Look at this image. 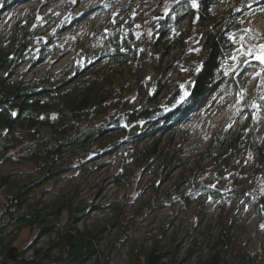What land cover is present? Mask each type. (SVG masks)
<instances>
[{"label": "trees", "instance_id": "1", "mask_svg": "<svg viewBox=\"0 0 264 264\" xmlns=\"http://www.w3.org/2000/svg\"><path fill=\"white\" fill-rule=\"evenodd\" d=\"M220 1L178 2L174 14L161 20L152 35L142 40L141 50L140 42L131 41L130 36L110 37L105 40V51L97 56L102 64L70 67L60 78L26 77V70H19L26 60L29 68L41 64L48 50L43 44L47 40L34 56L27 58L35 34L28 24L16 21L10 35L0 37V162L30 165L36 174L21 185L9 181L8 174L1 176L5 189L0 212V217L4 215L0 220V264H108L114 240L118 247H126L125 264H264V253L251 251L248 239H236V229L244 232V228L235 225L233 215L226 217L223 210L218 215L217 230L205 234L207 241L203 245L194 232L186 230L180 238L191 243L181 251L178 244H173L177 238L164 231L145 241L150 245L129 235L133 218L140 211L126 215L119 205H112L115 218L109 226H87L92 205L78 202L76 186L42 206L29 202L34 188L61 178V174L79 168L91 157L124 152L120 169L113 175L117 184H129L136 172L139 175L154 167L162 155L164 137H176L210 91L226 78L224 68L233 46L229 38L233 25L246 14L264 16L262 0H236L235 5L218 12ZM0 2L1 16L19 0ZM192 2L198 4L196 9ZM182 16L188 19L200 49L199 62L180 88L175 80H168L162 63L171 52L182 53L189 44L187 35L171 30V23L178 26ZM172 70L181 71L180 67ZM228 84L236 86L237 81L231 77ZM134 90L139 92L138 98L128 100L126 97ZM250 109L251 105L246 109L249 118L243 126L225 133L221 139L219 134L212 137L200 156V162L206 160L205 168L194 169L184 181L189 189L173 184L159 191L158 185L168 180L173 160L164 155L155 165L159 181L148 201L140 203L139 210H148L157 200L176 202L186 209L198 204L201 197L224 196L227 191L194 185L193 178L200 170L208 168L220 177L234 173L235 178H243L245 173L254 171L253 167L264 173V138L257 137ZM251 158L258 163L248 162ZM241 190L250 197L255 211L263 215L264 191L256 187ZM203 220V216L197 218L190 229L201 227ZM20 229L33 233L29 255L24 249L10 252L14 240L10 235ZM104 231L106 237H102ZM113 231L117 236L110 241L108 236ZM163 235L168 240L166 245L160 243ZM42 236H47V242L39 245Z\"/></svg>", "mask_w": 264, "mask_h": 264}, {"label": "rangeland", "instance_id": "2", "mask_svg": "<svg viewBox=\"0 0 264 264\" xmlns=\"http://www.w3.org/2000/svg\"><path fill=\"white\" fill-rule=\"evenodd\" d=\"M182 1L184 2V0H19L16 6L3 11L0 16V37L10 35L16 21L22 25L28 24L30 31H35V34L31 42L33 47L28 51L27 58L34 56L39 45L47 40L48 42L43 44L48 50L41 64L29 68L30 62L26 60L19 70H26V77L60 78L70 67L102 64V60L99 61L97 56L105 51V40L110 37L121 39L130 36L131 41L140 42L138 50H141L142 40L152 35L161 20L170 18L178 2ZM235 1L221 0L217 8L218 12L235 5ZM262 2L264 3V0ZM241 4L242 2L238 3V9ZM191 5L195 9L198 6L196 2H192ZM1 6L0 2V8ZM240 19L229 33L233 46L227 53L224 68L226 78L210 91L176 137H164L162 155L150 171L140 172L139 175L136 172L129 184H117L113 175L120 169L124 152L106 157H91L84 159L79 168H72L61 174V178L49 180L34 188L29 194V202L42 206L54 200L62 191L76 186L78 202L82 205L88 203L92 205L88 212L87 226L96 228L109 226L115 218L112 205H119L126 215H135L134 212L140 211L133 218L132 231L129 235L145 243L146 240L152 239V235L164 231L167 236L172 235L177 238L173 244H178L181 251L187 249L191 243L190 240L180 238L186 230L194 232L198 243L203 245L207 241L205 234L217 230L218 215L223 210L226 217L228 214L230 217L233 215L235 225L239 224L244 228V232L236 229V239L239 241L248 239L247 247L251 251L256 249L264 253V214H258L250 203V197L241 193V188L247 190L249 187L264 191V173L256 171L258 167H253L254 171L245 173L243 178L240 176L235 178L234 173L220 177L208 168L200 170L193 178L195 186L216 188L227 191L226 194L201 197L198 204H192L186 209L176 202L157 200L148 206V210H139L140 203L148 201V197L152 196L154 185L159 181L155 165H159L164 155L167 158L172 157L173 160L168 168L170 169L167 173L168 180L158 185L159 191L168 189L173 184H180L181 189L184 187L189 189L188 183L184 181L192 175L194 169H202L203 166L205 168L206 160L200 162V156L211 143L212 137L219 134L221 139L225 133H231L243 126L249 118L246 109L250 105L257 137L264 138V111H262L264 109V16L246 14L240 16ZM180 20L178 26L171 23V30L187 35L185 40L189 44L184 52L175 50L163 58L162 66L168 80H175L182 88L187 75L192 72L191 68L199 62L197 57L200 48L194 30L189 27L188 19L182 16ZM173 67H180L181 71L174 72ZM231 77L236 79V86L228 84ZM138 95L139 92L134 90L126 98L134 101ZM248 162L258 163L252 158ZM166 172L165 170L163 175ZM4 174H8L10 176L8 180L15 181L18 185L28 182L36 175L30 165L0 162V212L4 201L5 186L1 185V176ZM3 216L2 214L0 217L1 221ZM201 216L204 217L201 227L191 230V226ZM248 235L249 237L246 238ZM10 236L14 239L11 248L17 249L19 253L24 249L26 255H29L33 233L20 229L17 232L12 231ZM116 236V232L113 231L108 238L113 241ZM102 237H106V231L102 233ZM164 237L163 235L160 239L162 245H166L168 241ZM106 240L107 238H104L102 241ZM46 242L47 236L38 239L39 245ZM111 243L115 244V247L108 264H125L126 247H118L115 240ZM145 244L150 245V243ZM52 253L56 254L57 251Z\"/></svg>", "mask_w": 264, "mask_h": 264}, {"label": "water", "instance_id": "3", "mask_svg": "<svg viewBox=\"0 0 264 264\" xmlns=\"http://www.w3.org/2000/svg\"><path fill=\"white\" fill-rule=\"evenodd\" d=\"M15 249L13 248V249H11V251L10 252H13ZM51 264H56V263H51ZM64 264H69L68 262H66V263H64Z\"/></svg>", "mask_w": 264, "mask_h": 264}]
</instances>
